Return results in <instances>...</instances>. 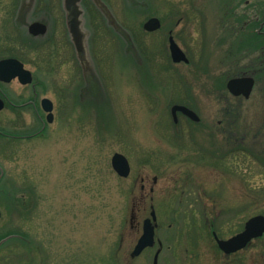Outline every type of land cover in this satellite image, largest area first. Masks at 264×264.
Segmentation results:
<instances>
[{
	"label": "rangeland",
	"instance_id": "374dc122",
	"mask_svg": "<svg viewBox=\"0 0 264 264\" xmlns=\"http://www.w3.org/2000/svg\"><path fill=\"white\" fill-rule=\"evenodd\" d=\"M15 5L17 19L59 15L50 40L23 34L55 120L0 142V264H264V233L229 257L213 237L264 216V0H80L83 54L65 0ZM248 75L249 98L227 91ZM174 105L198 121L174 122ZM152 212L154 245L132 256Z\"/></svg>",
	"mask_w": 264,
	"mask_h": 264
},
{
	"label": "flooded vegetation",
	"instance_id": "af4514ba",
	"mask_svg": "<svg viewBox=\"0 0 264 264\" xmlns=\"http://www.w3.org/2000/svg\"><path fill=\"white\" fill-rule=\"evenodd\" d=\"M51 5L57 4L53 2ZM59 8L61 13L66 14L65 8ZM17 10L15 0H0V142L29 140L42 133L46 126L55 120L53 101L41 97L39 87L35 83V73L30 67L29 42L23 34L26 33L29 39L38 42L47 40L48 37L50 40L51 31L58 22L59 15H52L51 19L47 14L43 18H33L27 11L17 19ZM33 25L37 26L30 29ZM18 63L21 64V71ZM18 72H21L20 75H17ZM44 99L52 102L51 121L48 120L49 113L43 107ZM32 119L39 124L34 133L30 132ZM238 252L222 253L229 257Z\"/></svg>",
	"mask_w": 264,
	"mask_h": 264
},
{
	"label": "water",
	"instance_id": "95a60500",
	"mask_svg": "<svg viewBox=\"0 0 264 264\" xmlns=\"http://www.w3.org/2000/svg\"><path fill=\"white\" fill-rule=\"evenodd\" d=\"M80 0H65V12H66V22L69 34L71 36V40L76 48L77 52H81L83 54V35L81 32V10H80ZM37 25H33L30 29L35 28ZM39 26V25H38ZM161 27V22L158 18H150L148 19L144 25V30L156 31ZM169 52L172 62L174 63H187L188 59L184 52L179 48L176 44L173 36H169ZM19 65V67H18ZM16 66L21 71V64L18 63ZM21 73V72H20ZM18 72L17 75H20ZM254 86V78L251 75L248 76H239L231 78L226 83L227 90L233 96H241L244 98H249L252 89ZM43 107L45 111L49 113L48 120L51 121V111H52V102L48 99L43 100ZM177 113H181L187 118L198 121V117L196 114L190 110L189 108L182 106V105H174L171 107V115L173 120L176 121ZM111 166L113 170L120 176V177H127L130 173V165L127 158L120 153H114L111 157ZM152 218L154 219V213L151 214ZM153 226L150 224V221L147 220L143 226V233L139 238L132 255L137 256L139 255L146 247L153 246L154 243V232ZM264 233V216H255L249 219L245 225L242 232L238 233L237 235L227 239V240H219L216 237V241L218 247L225 253H233L242 248H244L251 239L260 237ZM6 239L0 241V245L4 243ZM157 255L158 252L155 254L153 258V264H157Z\"/></svg>",
	"mask_w": 264,
	"mask_h": 264
},
{
	"label": "bare ground",
	"instance_id": "6f19581e",
	"mask_svg": "<svg viewBox=\"0 0 264 264\" xmlns=\"http://www.w3.org/2000/svg\"><path fill=\"white\" fill-rule=\"evenodd\" d=\"M251 242V241H250Z\"/></svg>",
	"mask_w": 264,
	"mask_h": 264
}]
</instances>
